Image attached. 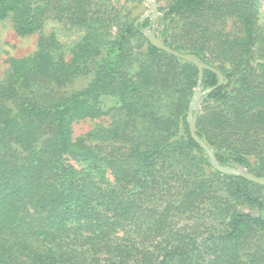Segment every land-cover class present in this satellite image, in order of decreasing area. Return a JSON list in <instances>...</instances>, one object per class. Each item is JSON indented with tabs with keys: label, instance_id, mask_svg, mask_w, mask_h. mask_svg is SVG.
<instances>
[{
	"label": "trees",
	"instance_id": "1",
	"mask_svg": "<svg viewBox=\"0 0 264 264\" xmlns=\"http://www.w3.org/2000/svg\"><path fill=\"white\" fill-rule=\"evenodd\" d=\"M157 2L165 44L228 81L203 98L198 136L222 166L264 177V0ZM124 10L0 0V23L39 36L0 82V264H264V186L212 167L188 123L200 70ZM52 20L81 34L69 60L44 34ZM218 84L203 70L205 90ZM107 116L119 118L75 138Z\"/></svg>",
	"mask_w": 264,
	"mask_h": 264
},
{
	"label": "rangeland",
	"instance_id": "2",
	"mask_svg": "<svg viewBox=\"0 0 264 264\" xmlns=\"http://www.w3.org/2000/svg\"><path fill=\"white\" fill-rule=\"evenodd\" d=\"M119 1H121V4L124 5L125 12L129 9H134L136 15H141L144 13L142 18L148 13L150 9V7L145 3L139 4V2H127V0ZM158 5L159 7L163 6V4L159 3ZM159 16L161 17L163 16V14L159 13ZM260 23L261 26L264 28V5L262 9V17ZM159 29V26L156 25L155 31L158 36ZM52 32H57L58 39L64 46V53L66 54V58L69 60V50L73 46V44L80 39L81 34L75 31H73L72 34L65 31L64 26L54 20L48 21L44 29L45 35L50 34ZM38 38V35L28 38H22L17 35L11 22L7 21L0 23V82H3L8 75L10 68L8 61L10 59H22L34 55V53L37 51ZM85 85V82H79L76 84L74 89H81ZM112 105L113 104L111 103L110 106ZM118 118V116L116 118H113L112 116H107L96 121L79 122L74 126V136L75 138H79L82 136H86L96 130H100L102 128H110L112 127V124L117 122Z\"/></svg>",
	"mask_w": 264,
	"mask_h": 264
},
{
	"label": "water",
	"instance_id": "3",
	"mask_svg": "<svg viewBox=\"0 0 264 264\" xmlns=\"http://www.w3.org/2000/svg\"><path fill=\"white\" fill-rule=\"evenodd\" d=\"M143 2L150 7L148 13L139 20V22H144L146 19L151 18L152 21H154L153 25L150 28L144 29L143 34L146 37V39L157 49L175 56L181 60L187 61L189 63H192L195 65L201 72L200 80L198 87L193 95L192 101L189 106V112H188V123L190 126V132L192 138L201 146L202 149L206 152L208 158L210 159V163L212 167L223 174L231 175V176H237L242 177L250 182H253L255 184L264 186V177H257L254 174L248 172L244 167L240 165H234V166H222L220 162L217 160L215 156V152L213 147L204 139H201L197 134V118L201 111L202 105H203V98L213 92L218 87H221L222 85H225L228 83V81L225 79V76L220 73L219 71L215 70L214 68H211L204 64L198 57L194 55L189 54H182L180 52H177L167 46L163 39H161L155 31L156 22L159 20V5L157 0H143ZM211 70L215 72L219 77V84L215 88H211L208 90H205L202 87V72L203 70Z\"/></svg>",
	"mask_w": 264,
	"mask_h": 264
}]
</instances>
